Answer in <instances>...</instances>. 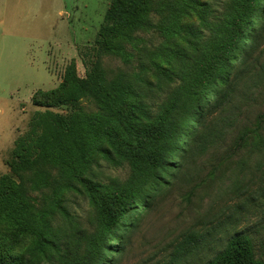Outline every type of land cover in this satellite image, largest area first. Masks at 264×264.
<instances>
[{"label":"trees","instance_id":"obj_1","mask_svg":"<svg viewBox=\"0 0 264 264\" xmlns=\"http://www.w3.org/2000/svg\"><path fill=\"white\" fill-rule=\"evenodd\" d=\"M215 2L113 0L86 76L71 65L60 85L33 96L47 109L34 112L15 140L10 173L0 176V223L33 242L19 255L6 257L0 249V264H115L123 245L111 242H121L201 139L207 117L230 98L237 68L253 57L263 35L264 0H223L220 11ZM193 13L197 23L189 20ZM151 31L162 37L157 45L143 35ZM106 56L129 68L109 73ZM62 106L65 112L51 109ZM263 124L262 116L250 134ZM98 156L109 167L127 166L128 179L100 181ZM73 192H87L98 205L91 235L72 222L66 202ZM113 227L119 228L114 240ZM198 238L186 235L180 252ZM205 264L264 259L249 236L236 233Z\"/></svg>","mask_w":264,"mask_h":264},{"label":"rangeland","instance_id":"obj_2","mask_svg":"<svg viewBox=\"0 0 264 264\" xmlns=\"http://www.w3.org/2000/svg\"><path fill=\"white\" fill-rule=\"evenodd\" d=\"M112 1L0 0V176L10 173L15 140L29 129L34 112L47 109L35 105L33 96L60 85L71 65L86 76L94 57L91 47ZM215 1L220 11L223 0ZM189 20L197 23L196 14ZM143 35L149 46L162 40L154 31ZM255 49L237 68L230 98L207 117L201 139L179 159L136 224L122 233L121 242L114 240L119 228L109 231L111 244L123 245L115 264H205L236 233L249 236L257 257L264 259V124L250 134L264 117V32ZM104 66L109 73L129 68L113 56L104 58ZM245 131L250 134L246 141L241 140ZM97 159V178L103 183L128 179L127 166L112 168ZM67 197L72 222L91 235L98 226V205L87 192ZM190 233L198 240L180 252ZM32 242V236H19L0 223L6 257L22 254Z\"/></svg>","mask_w":264,"mask_h":264}]
</instances>
